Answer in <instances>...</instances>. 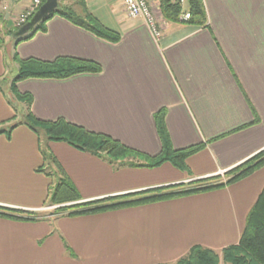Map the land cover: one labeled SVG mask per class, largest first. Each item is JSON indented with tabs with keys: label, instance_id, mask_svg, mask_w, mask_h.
<instances>
[{
	"label": "crops",
	"instance_id": "0c3cea01",
	"mask_svg": "<svg viewBox=\"0 0 264 264\" xmlns=\"http://www.w3.org/2000/svg\"><path fill=\"white\" fill-rule=\"evenodd\" d=\"M77 1L62 6L80 11ZM85 1L105 27L120 34L119 41L55 15L46 31L16 43L8 31L31 0H0V28L8 30L0 46V129L15 125L10 134L0 133V212L24 217L0 215V264H175L195 245L221 252L238 243L264 188V165L205 192L95 214H39L58 172L40 136L24 123L26 107L21 115L16 109L15 54L46 61L73 56L102 66L100 73L18 82L20 93L32 95L31 112L38 119L64 118L155 156L162 141L154 115L166 108L171 145H202L181 170L170 162L114 164L48 140L47 151L84 201L220 176L264 150V0H203L204 25L168 21L157 0L152 10L159 37L122 0ZM168 252L174 255L168 258Z\"/></svg>",
	"mask_w": 264,
	"mask_h": 264
},
{
	"label": "trees",
	"instance_id": "16d2710c",
	"mask_svg": "<svg viewBox=\"0 0 264 264\" xmlns=\"http://www.w3.org/2000/svg\"><path fill=\"white\" fill-rule=\"evenodd\" d=\"M160 2L162 13L168 21L178 22L182 20L181 15L187 10L192 15L187 21L193 22L197 25L206 24V10L204 8L203 0H187L185 7L181 4L173 3L171 0H160ZM74 5L81 9L79 15L74 6H62L59 4L57 9L47 17L43 18L27 33L19 35L18 32L34 14L30 16L24 24L18 25L9 30L8 33L15 37L16 43L31 39L37 32L47 30L46 23L52 17L60 15L73 23L90 30L97 36L104 39L106 38V40L112 42L120 40L121 37L119 36V33L117 34V32L105 27L88 10L85 0H78ZM2 22L3 20L0 17V24ZM1 43L2 39H0V46ZM14 60L18 63L19 69L11 83V91L17 100L27 103L24 123L36 132L40 138L42 131L48 140L65 141L77 149L104 156L114 164L156 167L165 162H170L181 170H187L186 160L188 156L195 152L197 153L202 147L201 144H196L186 148L175 149L173 145H171L172 141L169 133H167L168 130L165 121L167 112L166 108L159 110L154 115L158 129L157 133H159L162 141L160 154L158 153L155 156H149L135 148L129 147L110 135L88 130L83 126L69 122L64 118H58L56 120L38 119L31 112L33 101L32 95L30 93H20L17 89L18 82L29 78L63 79L83 73H100L102 71V66L94 60L73 56H59L54 60L46 61L37 58L21 59L15 54ZM13 127H15V125L10 126L7 129H0V133L10 134ZM42 151L46 159L50 160L57 166V172L61 175L59 181L50 186L49 202L54 205L70 203L69 205L59 206L56 209L54 214L58 216L95 214L112 209L125 208L127 206L141 205L205 192L220 187L223 188V186L237 181L240 178L247 177V175L264 165V150H262L244 163L236 166L233 170L228 171L227 173L234 172V174L225 181H215L218 176H212L210 178L199 179V182L195 180L193 182L200 183L201 181L204 183L188 186L186 189H174L164 192H156L155 190L157 189H153L149 191H153L152 194L147 191L149 195H142L145 194V192L132 193L125 194L121 197H107L84 201L77 187L68 177L57 158L45 149ZM38 171H44V168H39ZM51 174L52 173H48L49 176H51ZM261 191L262 192L257 201L247 215L246 225L240 239L238 240L239 242L227 246L221 251L225 262L227 261L230 264H264V188ZM0 215L11 218H24L6 212H0ZM37 217L38 216H29L26 219L35 220ZM219 260L220 256L218 251L201 245H195L186 255L179 258L176 264H219Z\"/></svg>",
	"mask_w": 264,
	"mask_h": 264
},
{
	"label": "built area",
	"instance_id": "2783aa9c",
	"mask_svg": "<svg viewBox=\"0 0 264 264\" xmlns=\"http://www.w3.org/2000/svg\"><path fill=\"white\" fill-rule=\"evenodd\" d=\"M157 0H122L123 6L126 11L134 18L143 19L150 29L153 31V35L156 37L160 36V30L158 28L156 17L153 13L152 5L156 3ZM173 3L181 4L183 7L186 6L187 0H171ZM45 2V0H31L30 5L27 9L18 15L16 18L17 25L24 24L30 16H32ZM192 17L191 13L186 10L181 15L183 21H187ZM225 171H222L221 174H224Z\"/></svg>",
	"mask_w": 264,
	"mask_h": 264
},
{
	"label": "rangeland",
	"instance_id": "374dc122",
	"mask_svg": "<svg viewBox=\"0 0 264 264\" xmlns=\"http://www.w3.org/2000/svg\"><path fill=\"white\" fill-rule=\"evenodd\" d=\"M64 0H60L59 1V4L60 5H62V2H63ZM77 10V9H76ZM77 13H78V15L80 14V11H79V9H78V11H77ZM8 30L7 29H5V28H2L1 30H0V39H2L3 38V36L5 35V33L7 32ZM14 99H16V97H13ZM17 100V99H16ZM23 104V105H22ZM25 107H26V109H27V103L25 102V103H21V102H19V101H16V109H17V111H18V113L21 115V113H23V112H25L26 111V109H25ZM41 140H42V149H45V150H47V148H48V139H47V137H46V135L41 131ZM234 174V172H230V173H224V174H222V175H220V176H218V178L217 179H215V181H225L226 179H228V178H230L232 175ZM60 174H56V175H53V177H52V179L54 180V182L55 183H57L58 181H59V179H60ZM199 182V181H198ZM201 183H204V182H201L200 181V183H197V182H191V183H185V184H182V185H178V186H175V187H168V188H161V189H157V190H155L156 192H164V191H171V190H174V189H183V188H185L186 189V187H188V186H194V185H199V184H201ZM154 191V192H155ZM153 192V191H152ZM152 192H149L150 194H152ZM149 193L148 192H146L145 194H142V195H149ZM139 196V195H138ZM133 197H137V196H133ZM132 198V197H131ZM117 200V199H116ZM70 203H63V204H59V205H54V204H51L50 202H48V204L46 205V209L44 210V211H41V213H39V214H47V215H51V217L52 218H55L57 215L56 214H54V212H56V209L59 207V206H62V205H69ZM46 212V213H45ZM201 237H203V236H201ZM194 241H196V240H194ZM221 241H224V239L222 238V239H220V240H216V242H218V243H220ZM171 255H174V253H170V252H168V254L166 255L168 258H170L171 257ZM219 256H220V260H219V264H230V263H228L227 261L225 262V259H224V256H223V254H221V252H219ZM153 257V256H152ZM166 257V258H167ZM152 260H155V258L153 257L152 258ZM170 264H172V263H170ZM174 264V263H173ZM176 264V263H175Z\"/></svg>",
	"mask_w": 264,
	"mask_h": 264
},
{
	"label": "water",
	"instance_id": "95a60500",
	"mask_svg": "<svg viewBox=\"0 0 264 264\" xmlns=\"http://www.w3.org/2000/svg\"><path fill=\"white\" fill-rule=\"evenodd\" d=\"M60 0H46L41 7L34 13L33 17L19 30V35L30 31L43 18L47 17L59 7Z\"/></svg>",
	"mask_w": 264,
	"mask_h": 264
}]
</instances>
